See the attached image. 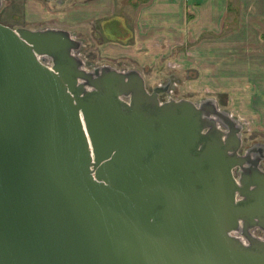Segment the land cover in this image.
<instances>
[{
	"label": "water",
	"instance_id": "obj_1",
	"mask_svg": "<svg viewBox=\"0 0 264 264\" xmlns=\"http://www.w3.org/2000/svg\"><path fill=\"white\" fill-rule=\"evenodd\" d=\"M81 45L0 21V264H264V153L236 117Z\"/></svg>",
	"mask_w": 264,
	"mask_h": 264
},
{
	"label": "crops",
	"instance_id": "obj_2",
	"mask_svg": "<svg viewBox=\"0 0 264 264\" xmlns=\"http://www.w3.org/2000/svg\"><path fill=\"white\" fill-rule=\"evenodd\" d=\"M60 2L66 9L58 10L57 26L76 37L85 31L95 35L100 56L147 71L169 57L178 59L174 69L185 85L191 82V90H218L224 103L235 95L264 125V0Z\"/></svg>",
	"mask_w": 264,
	"mask_h": 264
},
{
	"label": "rangeland",
	"instance_id": "obj_3",
	"mask_svg": "<svg viewBox=\"0 0 264 264\" xmlns=\"http://www.w3.org/2000/svg\"><path fill=\"white\" fill-rule=\"evenodd\" d=\"M60 3V0H2L0 4V21L13 27L28 26L29 24L36 26L34 28L57 26V18L55 17L57 14H59L57 12L60 9L58 7V4ZM68 8L69 10H71V6H69ZM65 9L66 8L62 7V9L60 10L63 11ZM45 14H50L53 16H45ZM34 15L41 16V18L35 19ZM61 25L62 24H60V26ZM63 25L68 26L65 23H63ZM68 28L74 30L72 25H69ZM81 34H83L82 36L84 37L77 34L78 36H80L78 38H80L82 42L81 48L79 50V55L83 59V66L86 69H91L94 65L101 63H109L118 68L133 66L136 67V64H132L128 60L126 62H121V60L114 62L100 56L96 48L98 41L94 38L95 35H90L87 31ZM173 59L174 58L169 57L164 61V63L154 64L150 67V69H148V71L143 69L141 70V67L139 68L144 76L146 87L151 88L156 83H164L166 81H169L171 84L170 93L175 98L186 97L192 100H199L205 96H212L218 102L221 108L227 109L229 113L234 115L236 119L241 123L242 142L239 149L240 151H244V149L252 145L253 142H261L264 144V125L262 126L257 124L254 119L255 116H251L250 112L246 110L248 107L240 106L239 101H235V95H232L224 103V96L222 94H216L219 93L218 90H212L208 88L191 90L193 89L191 88V82H186L185 85L183 74L178 73L176 69H174L176 68V66H180L178 59H174L175 61ZM258 230L260 231V235H258L257 233ZM252 231L254 233H257V236H264L261 229H259L257 226L252 228Z\"/></svg>",
	"mask_w": 264,
	"mask_h": 264
},
{
	"label": "flooded vegetation",
	"instance_id": "obj_4",
	"mask_svg": "<svg viewBox=\"0 0 264 264\" xmlns=\"http://www.w3.org/2000/svg\"><path fill=\"white\" fill-rule=\"evenodd\" d=\"M251 154H254V156H259L264 153V147L263 143L258 142L252 144L251 148L249 149ZM242 152V151H241ZM259 166L261 169H264V157L260 159ZM236 174V173H235Z\"/></svg>",
	"mask_w": 264,
	"mask_h": 264
},
{
	"label": "built area",
	"instance_id": "obj_5",
	"mask_svg": "<svg viewBox=\"0 0 264 264\" xmlns=\"http://www.w3.org/2000/svg\"><path fill=\"white\" fill-rule=\"evenodd\" d=\"M37 56H38V58L40 59L41 58V55L40 54H37ZM47 58V59H46ZM45 59H43L42 61L48 66V67H51V65H52V62H51V59L49 58V57H46ZM170 90H171V86H170V88H169V93H170ZM171 94V93H170ZM262 231V230H261ZM254 233V232H253ZM257 233H258V235H260L259 233L260 232H258L257 231ZM257 233H254V234H256L257 235ZM261 237V236H260Z\"/></svg>",
	"mask_w": 264,
	"mask_h": 264
},
{
	"label": "bare ground",
	"instance_id": "obj_6",
	"mask_svg": "<svg viewBox=\"0 0 264 264\" xmlns=\"http://www.w3.org/2000/svg\"><path fill=\"white\" fill-rule=\"evenodd\" d=\"M41 59V58H40ZM258 232H260L259 230H258Z\"/></svg>",
	"mask_w": 264,
	"mask_h": 264
}]
</instances>
